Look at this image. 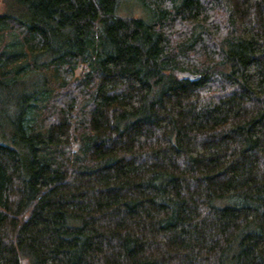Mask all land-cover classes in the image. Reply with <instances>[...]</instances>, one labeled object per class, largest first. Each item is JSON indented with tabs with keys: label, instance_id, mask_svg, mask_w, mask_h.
<instances>
[{
	"label": "trees",
	"instance_id": "trees-1",
	"mask_svg": "<svg viewBox=\"0 0 264 264\" xmlns=\"http://www.w3.org/2000/svg\"><path fill=\"white\" fill-rule=\"evenodd\" d=\"M2 1L0 264H264V0Z\"/></svg>",
	"mask_w": 264,
	"mask_h": 264
},
{
	"label": "rangeland",
	"instance_id": "rangeland-1",
	"mask_svg": "<svg viewBox=\"0 0 264 264\" xmlns=\"http://www.w3.org/2000/svg\"><path fill=\"white\" fill-rule=\"evenodd\" d=\"M131 4L132 3L128 2V1L123 2L121 9L119 11V15H121V16L127 15L131 11V9H130ZM3 7H4L3 1L0 0V13L3 12ZM132 11L134 14L142 15V12L140 11V9L138 7H134L132 9Z\"/></svg>",
	"mask_w": 264,
	"mask_h": 264
},
{
	"label": "water",
	"instance_id": "water-1",
	"mask_svg": "<svg viewBox=\"0 0 264 264\" xmlns=\"http://www.w3.org/2000/svg\"><path fill=\"white\" fill-rule=\"evenodd\" d=\"M186 77L192 78L193 80H198L200 78L199 75H193V76H191L190 74H186Z\"/></svg>",
	"mask_w": 264,
	"mask_h": 264
}]
</instances>
